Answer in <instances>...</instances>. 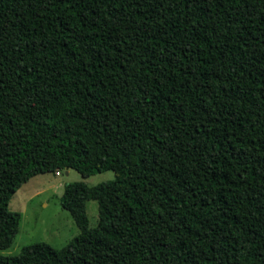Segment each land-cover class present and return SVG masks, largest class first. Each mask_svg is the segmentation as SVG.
<instances>
[{
	"label": "trees",
	"instance_id": "trees-1",
	"mask_svg": "<svg viewBox=\"0 0 264 264\" xmlns=\"http://www.w3.org/2000/svg\"><path fill=\"white\" fill-rule=\"evenodd\" d=\"M70 168L114 178L0 264H264V0H0V249L21 184Z\"/></svg>",
	"mask_w": 264,
	"mask_h": 264
},
{
	"label": "rangeland",
	"instance_id": "rangeland-1",
	"mask_svg": "<svg viewBox=\"0 0 264 264\" xmlns=\"http://www.w3.org/2000/svg\"><path fill=\"white\" fill-rule=\"evenodd\" d=\"M113 178L111 170L83 178L71 168L61 170L59 175L47 172L29 178L9 199V209L19 212L21 219L13 243L6 249H0V254H17L22 246L37 241H46L56 248L62 247L79 232L71 213L60 204L64 184L79 180L96 184ZM86 210L89 226L94 227L98 221L97 201H87Z\"/></svg>",
	"mask_w": 264,
	"mask_h": 264
},
{
	"label": "crops",
	"instance_id": "crops-1",
	"mask_svg": "<svg viewBox=\"0 0 264 264\" xmlns=\"http://www.w3.org/2000/svg\"><path fill=\"white\" fill-rule=\"evenodd\" d=\"M66 173H68V171Z\"/></svg>",
	"mask_w": 264,
	"mask_h": 264
}]
</instances>
